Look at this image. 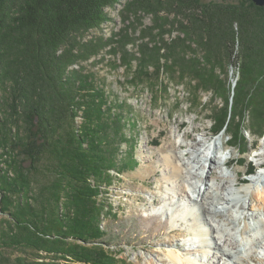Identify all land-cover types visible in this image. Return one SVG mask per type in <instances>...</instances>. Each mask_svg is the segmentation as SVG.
<instances>
[{"label": "trees", "instance_id": "obj_1", "mask_svg": "<svg viewBox=\"0 0 264 264\" xmlns=\"http://www.w3.org/2000/svg\"><path fill=\"white\" fill-rule=\"evenodd\" d=\"M119 2L0 0V264H116L99 196L111 171L137 165L123 152L132 141L126 108L74 66L96 54L99 44L84 36ZM125 9L154 21L137 73L152 66L221 99L215 135L241 139L247 118L264 135V6L130 0Z\"/></svg>", "mask_w": 264, "mask_h": 264}, {"label": "rangeland", "instance_id": "obj_2", "mask_svg": "<svg viewBox=\"0 0 264 264\" xmlns=\"http://www.w3.org/2000/svg\"><path fill=\"white\" fill-rule=\"evenodd\" d=\"M129 1L120 0L115 7L107 8L110 20L100 29L87 33L83 40L98 43L99 49L94 56L74 67L107 89L114 104L117 101L126 108L121 114L127 118V134L132 141L123 145L124 157L127 153L136 157V167L124 173L111 171L110 184L101 187L99 199L105 207L106 247L116 254V264H149L148 257L155 259L154 264H165L166 261L157 260V254L162 255V250L179 243L178 238L184 236H180L179 230L170 228L168 217L156 212L169 187L164 178L162 156L172 149L173 143H180L188 131L197 137H202L206 131L209 142L220 138L227 143L221 153L231 156L230 164L224 167L226 175H238L243 180L239 186L251 181L254 193L249 209L264 213V181H255L260 173H264V135L258 136L259 126L254 125L250 118L245 122L244 135L237 141H230L224 131L215 135L214 113L223 107L221 99H215L210 91H198L187 78L182 80L171 72L158 73L152 66L143 67L137 73L143 29L153 26L154 21L153 16L147 13H140L138 17L129 14L125 9ZM203 1L226 3L235 0ZM228 72V79L235 86L239 76L237 62L230 65ZM81 121L79 118L78 122ZM180 122L183 124L177 129ZM193 125L200 131L193 132ZM187 142L192 141L189 139ZM188 148L184 147L183 151ZM241 150H246V153H241ZM260 153L262 156L257 157ZM190 182L187 180L186 185L191 190ZM259 192L262 198L258 197ZM185 206L194 207L187 196L181 197V202L174 208L181 210ZM231 210L236 215V208ZM255 220L250 217L242 222L237 220V224L247 223V232L252 234L261 224ZM183 232L190 237L189 231ZM245 259L248 264H264V255L262 262L251 255H245Z\"/></svg>", "mask_w": 264, "mask_h": 264}, {"label": "bare ground", "instance_id": "obj_3", "mask_svg": "<svg viewBox=\"0 0 264 264\" xmlns=\"http://www.w3.org/2000/svg\"><path fill=\"white\" fill-rule=\"evenodd\" d=\"M182 124L180 122L177 129ZM192 131L198 132L200 128L193 125ZM207 135L206 131L202 137L192 135L191 131L185 132L181 142L173 143L172 149L162 156L164 178L169 187L156 212L168 217L170 228L179 230L180 236L184 237L162 250V255L157 254V260L166 261L165 264H248L245 255H251L262 262L264 213L249 209L254 186L251 181L239 186L243 180L238 175H226L224 167L230 164L231 156L221 153V149L227 143L220 138L209 142ZM189 139L191 143L187 142ZM184 147L189 148L183 151ZM260 156L261 153L257 155ZM263 175L260 173L255 181H264ZM187 180H191V190L186 185ZM186 196L194 207L175 209L181 197ZM258 197L262 198L260 192ZM232 208H236V215ZM250 217L261 223L252 234L247 232V223L237 224V220L242 222ZM183 230L189 231L190 237L185 236ZM147 261L155 263L152 257Z\"/></svg>", "mask_w": 264, "mask_h": 264}, {"label": "water", "instance_id": "obj_4", "mask_svg": "<svg viewBox=\"0 0 264 264\" xmlns=\"http://www.w3.org/2000/svg\"><path fill=\"white\" fill-rule=\"evenodd\" d=\"M257 5L264 6V0H253Z\"/></svg>", "mask_w": 264, "mask_h": 264}]
</instances>
